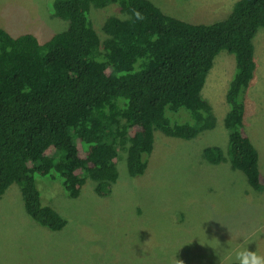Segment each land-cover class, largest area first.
Here are the masks:
<instances>
[{"label":"trees","instance_id":"16d2710c","mask_svg":"<svg viewBox=\"0 0 264 264\" xmlns=\"http://www.w3.org/2000/svg\"><path fill=\"white\" fill-rule=\"evenodd\" d=\"M111 3L125 17L109 16L102 39L90 11ZM51 13L67 27L45 42L0 27V200L18 185L27 215L58 231L67 220L42 201L36 176L60 179L72 198L90 178L107 196L123 154L131 177L145 172L156 130L192 139L214 129L217 118L202 90L224 49L235 60L225 94L227 154L209 146L203 157L229 161L262 189L258 150L245 129V94L257 68L264 0H237L226 18L206 24L168 15L151 0H52ZM181 108L192 122L171 124L167 109Z\"/></svg>","mask_w":264,"mask_h":264},{"label":"rangeland","instance_id":"374dc122","mask_svg":"<svg viewBox=\"0 0 264 264\" xmlns=\"http://www.w3.org/2000/svg\"><path fill=\"white\" fill-rule=\"evenodd\" d=\"M151 1L168 15L206 24L226 18L237 0ZM51 3L0 0V27L12 36L32 33L45 42L67 27L52 15ZM111 15L125 17L113 3L90 11L102 39ZM254 45L257 68L245 94V129L264 175V28ZM234 70L233 54L220 51L202 90L216 127L192 139L156 130L145 172L131 177L123 154L109 195H98L88 178L72 198L60 179L36 176L42 201L67 220L63 229L53 231L32 220L18 185H12L0 200V264H235L234 253L243 247L264 256V185L254 190L229 161L212 164L203 157L209 146L227 154L225 94ZM166 114L171 124L192 122L185 108Z\"/></svg>","mask_w":264,"mask_h":264},{"label":"clouds","instance_id":"9594fccd","mask_svg":"<svg viewBox=\"0 0 264 264\" xmlns=\"http://www.w3.org/2000/svg\"><path fill=\"white\" fill-rule=\"evenodd\" d=\"M137 19H142L139 12L135 13ZM235 264H264V256L257 254L256 251H250L243 247L234 253Z\"/></svg>","mask_w":264,"mask_h":264},{"label":"crops","instance_id":"0c3cea01","mask_svg":"<svg viewBox=\"0 0 264 264\" xmlns=\"http://www.w3.org/2000/svg\"><path fill=\"white\" fill-rule=\"evenodd\" d=\"M9 189H10V188H9ZM9 189H8V190H9ZM8 190H7V191H8ZM7 191H6V193H7ZM6 193H5V194H6ZM5 194H4V195H5ZM20 198H21V196H20ZM20 202L22 203V200H21ZM21 203H20V206L22 207V204H21Z\"/></svg>","mask_w":264,"mask_h":264}]
</instances>
